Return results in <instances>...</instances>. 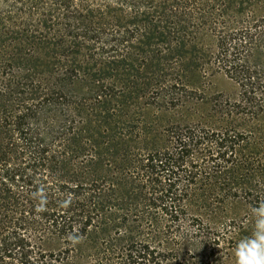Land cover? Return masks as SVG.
<instances>
[{"label":"trees","instance_id":"1","mask_svg":"<svg viewBox=\"0 0 264 264\" xmlns=\"http://www.w3.org/2000/svg\"><path fill=\"white\" fill-rule=\"evenodd\" d=\"M201 36L212 47L187 58ZM194 67L235 99L146 146L114 74L157 76L145 89L169 106ZM261 202L264 0H0V264H63L105 226L98 264H187L183 248L191 264H236Z\"/></svg>","mask_w":264,"mask_h":264},{"label":"rangeland","instance_id":"2","mask_svg":"<svg viewBox=\"0 0 264 264\" xmlns=\"http://www.w3.org/2000/svg\"><path fill=\"white\" fill-rule=\"evenodd\" d=\"M191 47L186 48L187 58H192L197 54V50H201V54L208 53L207 51L212 47V41L205 36H201L196 40ZM198 54L195 57H198ZM192 58V59H193ZM157 70L156 67L151 72ZM121 73H115L116 82L119 79L123 80L124 86L132 88L134 92V97L132 100H127L126 105H123V114H128L135 119V123L132 125L130 132L136 133V128H141L143 131L142 139L148 147H164L163 130L172 124L189 125V124H211L215 118V112L218 108L222 97L235 99L236 87L235 85L227 80L222 74L213 73L207 67L206 70H196L195 67L186 70L180 76L182 83V88L175 91L176 96H174V101H169L171 104L166 105V99L161 97L160 99H154L149 97V88L145 89V84L149 81L154 83L153 80L157 76L149 77L151 80L145 81V77L148 76L147 73L135 72H125L122 76ZM159 80V79H157ZM116 83V84H117ZM148 90V91H147ZM128 93L130 90L128 89ZM223 98V99H224ZM117 105L111 103V106ZM113 107V108H114ZM106 117L104 115L98 114L92 117V120H101L102 126L100 131L103 129L110 130L113 125L112 118H108L104 121ZM107 119V118H106ZM96 126V125H95ZM94 125L92 124V136L94 135ZM110 132V131H109ZM108 133V132H107ZM104 151H101L103 153ZM96 168L92 167V177L95 176ZM200 206L199 203L191 208V213L203 216L204 214L199 213L197 208ZM245 208L243 206H237L234 214H244ZM113 217H110L112 221ZM106 233L103 235L94 234L93 231L88 235L86 239L80 242L76 251L71 254L69 260H65L63 264H98L96 260L101 258L100 253L103 248L100 247V242L102 239L113 234L112 230L114 228H108L105 226L103 228ZM112 229V230H111ZM120 241L118 240V243ZM47 249H53L54 247L47 246ZM165 246L162 249L165 250ZM168 250L172 249V246L167 247ZM187 250V251H186ZM191 248H186L179 252V260L182 263L191 264L194 259ZM187 254V255H185ZM198 257V256H197Z\"/></svg>","mask_w":264,"mask_h":264},{"label":"clouds","instance_id":"3","mask_svg":"<svg viewBox=\"0 0 264 264\" xmlns=\"http://www.w3.org/2000/svg\"><path fill=\"white\" fill-rule=\"evenodd\" d=\"M38 211H43L42 205ZM254 229L252 234L241 239L235 248L236 264H264V202L252 208ZM73 243L78 237H71Z\"/></svg>","mask_w":264,"mask_h":264}]
</instances>
